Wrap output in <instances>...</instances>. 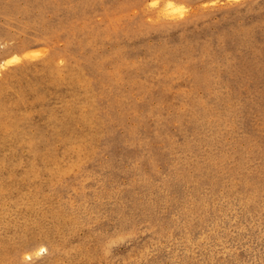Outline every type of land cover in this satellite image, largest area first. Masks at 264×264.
I'll use <instances>...</instances> for the list:
<instances>
[{"label": "rangeland", "instance_id": "obj_1", "mask_svg": "<svg viewBox=\"0 0 264 264\" xmlns=\"http://www.w3.org/2000/svg\"><path fill=\"white\" fill-rule=\"evenodd\" d=\"M157 1L0 0V264H264V0Z\"/></svg>", "mask_w": 264, "mask_h": 264}, {"label": "bare ground", "instance_id": "obj_2", "mask_svg": "<svg viewBox=\"0 0 264 264\" xmlns=\"http://www.w3.org/2000/svg\"><path fill=\"white\" fill-rule=\"evenodd\" d=\"M164 1V0H163ZM151 2H153V1H151ZM160 4V2H158L157 0H155V3H154V7L157 5V4ZM161 3H162V1H161ZM157 5V6H160V5ZM82 5V4H81ZM163 5V4H162ZM165 6H166V10H167V12L170 14V11H178L179 9V7H181V5H179L178 3H177V1L176 0H166L165 1ZM164 7V6H163ZM163 9H165V8H163ZM165 12V11H164ZM167 13V14H168ZM165 14H166V12H165ZM168 14V15H169ZM9 36V35H8ZM13 42V41H12ZM93 43V42H92ZM91 43V44H92ZM96 43V42H95ZM94 43V44H95ZM6 45V44H5ZM72 45H74V44H72ZM2 46V45H1ZM3 47H4V45H3ZM42 47V46H41ZM45 47V46H44ZM39 48V47H38ZM81 48V47H80ZM79 48V49H80ZM32 49H34V48H32ZM37 49V48H36ZM48 49V48H47ZM44 50V49H43ZM81 50V49H80ZM22 51V50H21ZM20 51V52H21ZM30 51V50H29ZM34 51V50H33ZM48 51V50H47ZM79 51V50H78ZM27 52V51H26ZM20 54V53H19ZM18 54V55H19ZM25 54V53H24ZM71 55V54H70ZM77 55V54H76ZM20 56V55H19ZM18 56V57H19ZM23 56V55H22ZM9 57V56H8ZM62 57V56H61ZM20 58V57H19ZM64 58V57H63ZM66 58V57H65ZM108 58H109V56H108ZM111 58V57H110ZM23 59V58H22ZM45 59V58H44ZM43 59V60H44ZM59 59V58H58ZM58 59H57V62H58ZM112 59V58H111ZM18 60V58H17V56H15V55H13V56H11V57H9L8 59H7V57H6V59H3L1 62H2V64H1V67H0V73H1V71L3 70H1V68L2 67H6L7 65L9 66V65H12V64H14L16 61ZM62 60V59H61ZM80 61V60H79ZM19 63V62H18ZM76 63H77V61H76ZM79 63V62H78ZM18 65V64H17ZM40 68V67H39ZM9 70V69H8ZM4 71V70H3ZM8 72V71H7ZM26 73V72H25ZM0 76H1V74H0ZM2 77V76H1ZM10 78V77H9ZM19 79V78H18ZM20 84V83H19ZM20 87V86H19ZM15 88V87H14ZM22 88V87H21ZM75 98V97H74ZM253 102V101H252ZM251 102V103H252ZM257 102V101H256ZM244 103H246V102H244ZM251 105V104H250ZM249 106V105H248ZM252 107V106H251ZM246 110H247V108H246ZM249 112H251V111H249ZM249 112L247 113V114H249ZM247 117V116H246ZM254 117V116H253ZM251 118V117H250ZM254 121V120H253ZM258 121V120H257ZM251 122V121H250ZM257 123V122H256ZM252 124V123H251ZM254 125H255V123H254ZM254 128V127H253ZM252 129V128H251ZM255 131V130H254ZM209 163V162H208ZM245 163V162H244ZM247 164V163H246ZM245 165V164H244ZM211 166V165H210ZM211 169V168H210ZM213 169V168H212ZM212 174V173H211ZM256 175V174H255ZM249 181V180H248ZM261 185V184H260ZM236 192V191H235ZM234 194V193H233ZM258 195V194H257ZM233 198V197H232ZM238 199V198H237ZM233 201V200H232ZM233 203V202H232ZM235 203V202H234ZM233 203V204H234ZM256 204V203H255ZM237 205V204H236ZM247 206V205H246ZM263 206V205H262ZM228 207H229V204H228ZM225 207H223V209H224ZM226 209V208H225ZM234 209V208H233ZM237 209V208H236ZM229 210V209H228ZM220 211V210H219ZM252 211V210H251ZM243 213H245V211L243 212ZM247 213V212H246ZM245 213V214H246ZM235 215H236V212L234 213ZM225 215V214H224ZM227 215H229V213L227 214ZM231 216V215H230ZM238 216V215H237ZM241 216H244V215H241ZM246 216H248V215H246ZM250 216V215H249ZM218 217H219V215H218ZM234 217V216H233ZM245 217V216H244ZM215 218V217H214ZM239 218V217H238ZM217 219V218H216ZM220 219V218H219ZM211 220V219H210ZM228 220V219H227ZM244 220V219H243ZM212 223V222H211ZM246 223V222H245ZM222 224V223H221ZM250 225V224H249ZM213 231V230H212ZM217 231V230H216ZM74 232V231H73ZM203 234V233H202ZM262 234V233H261ZM239 235V234H238ZM209 236V235H208ZM185 238V237H184ZM216 239V238H215ZM237 239V238H236ZM235 242H236V240H235ZM46 244H49V246H51L50 244V242L48 241ZM203 244V243H202ZM218 245V244H217ZM216 245V246H217ZM40 245L39 244H37V245H35V247H39ZM70 246V245H69ZM78 247V246H77ZM45 248V247H44ZM68 248V247H67ZM73 248H74V246H73ZM72 248V249H73ZM228 248V247H227ZM42 249V248H41ZM39 250L40 251V253L41 252H43L42 250ZM70 249V248H69ZM23 251V250H22ZM205 251V250H204ZM203 251V252H204ZM209 251V250H208ZM216 252V251H215ZM30 253V252H29ZM25 254V253H24ZM27 255V254H26ZM28 256V255H27ZM32 256H33V254H32ZM30 259V258H29ZM255 259V258H254ZM247 261V260H246ZM249 261V260H248ZM250 262V261H249ZM254 262V261H253ZM211 264V263H210Z\"/></svg>", "mask_w": 264, "mask_h": 264}]
</instances>
